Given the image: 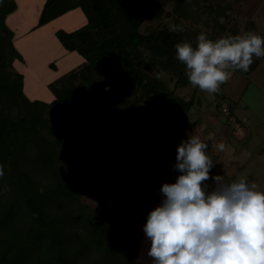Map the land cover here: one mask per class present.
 <instances>
[{
	"label": "trees",
	"instance_id": "trees-1",
	"mask_svg": "<svg viewBox=\"0 0 264 264\" xmlns=\"http://www.w3.org/2000/svg\"><path fill=\"white\" fill-rule=\"evenodd\" d=\"M171 1L167 11L160 0H43L37 26L75 8L86 19L71 31H55L82 62L47 84L52 99L46 101L28 97L23 75L12 70L21 56L5 19L16 2L0 0V264H143L141 234L118 228L112 216L84 200L100 177L83 180L77 153L99 122L117 126L143 99L153 118L166 117L170 125L174 112H189L195 97L175 93L191 86L175 45L195 46L198 25L213 40L249 32L264 38L254 21L264 0ZM147 17H165L184 31H169L170 23L142 30ZM261 58L253 56L248 71L235 72L249 75ZM187 139L171 145L169 129L160 137L135 136L116 158L112 173L132 185L129 215L146 222L161 185L175 181L176 147Z\"/></svg>",
	"mask_w": 264,
	"mask_h": 264
},
{
	"label": "rangeland",
	"instance_id": "rangeland-1",
	"mask_svg": "<svg viewBox=\"0 0 264 264\" xmlns=\"http://www.w3.org/2000/svg\"><path fill=\"white\" fill-rule=\"evenodd\" d=\"M31 1L33 0H16L18 8L11 15L12 32L14 33L13 43L21 56V60L13 62L12 70L14 72L20 70L24 72L23 74L26 77L24 90L28 97L48 101L46 99L50 95L48 87L41 85L40 80L34 82L33 75L29 74H36L37 72L38 76L40 72L49 71L46 64L50 61L55 64V73H62L71 68L72 65L65 62L66 53L69 51H66L57 40L55 31L57 29L71 31L83 25L86 19L83 13L82 16L78 11L74 13L72 11L37 26V10L35 4L30 5ZM226 1L236 2V0ZM34 2L36 3V0ZM160 3L167 11L171 10L173 5L171 0H160ZM13 20L15 21L13 22ZM237 21L239 32L242 33L244 19L238 17ZM254 21L257 30L264 37V5L254 17ZM161 23L169 24L170 21L165 17H147L142 23L141 29L148 30ZM32 26L33 28H31ZM197 27L200 33H206L209 30L202 25ZM74 55L81 58L76 53ZM261 59L259 67L247 76L235 71L232 72L228 81L220 86L219 93L209 94L201 91L198 87L193 88V86L176 88V95L185 99L194 96L196 99L189 113L182 119V125L176 123V119L179 118L174 111L173 123L169 127H167L168 118H153L148 109L147 99H143L134 109L128 111L121 122L119 121V124L113 128L104 127L99 122L94 128L92 137L77 153L80 176L83 180L88 181L94 177H100V180L103 179L101 186L89 191L83 197L84 200L93 205H100L103 201H107L106 199L110 198L107 197V193L109 194V191L114 190L121 183L123 184L111 171L116 158L120 156L123 150L134 143L135 136L160 137L167 128L174 135L171 136V139L169 138L171 145H176L178 135L198 136L208 144L207 155L209 156L211 152L217 155V165L213 175L216 174V169L220 173L225 172L226 174H222L224 181L235 177V174H237L238 179L244 178L250 184L255 183L258 186L257 190L264 191V152L259 154L257 151L259 147H264V57ZM26 62L32 67L31 73L23 65L27 64ZM51 69L52 72L55 71L54 68ZM228 105L232 114L237 118L234 122L227 119L221 111L223 107L227 108ZM211 112L217 116L218 123L212 121ZM100 119H104V114H101ZM203 124H205L203 131H200L199 128ZM225 127L227 128L226 132L230 130V136L224 135L223 131L221 132V129ZM220 143L225 145L223 151L216 147ZM248 149L250 152L245 153L244 150L247 151ZM228 156L236 157L229 160ZM175 174L177 176L179 173L176 171ZM205 183H208L207 190L209 192L215 187L212 180ZM161 200L162 196L158 197V203L155 207L161 203ZM95 207L102 210L101 206ZM114 207H118V204ZM105 211L107 213L108 210ZM114 213L109 215L113 217L118 228L127 227L141 234L138 260L143 264H151V258L147 255L150 241L143 231L146 222L132 217L126 211H121L118 215Z\"/></svg>",
	"mask_w": 264,
	"mask_h": 264
},
{
	"label": "clouds",
	"instance_id": "clouds-1",
	"mask_svg": "<svg viewBox=\"0 0 264 264\" xmlns=\"http://www.w3.org/2000/svg\"><path fill=\"white\" fill-rule=\"evenodd\" d=\"M169 31L184 29L170 23ZM175 50L190 85L215 94L232 72L248 71L253 56L264 57V38L249 32L213 40L201 32L195 46L184 41ZM216 147L225 149L223 143ZM207 150L198 136L176 147L179 174L161 185V203L143 226L151 264H264V191L244 178L225 183L221 175L210 176L213 162ZM209 179L215 184L210 192Z\"/></svg>",
	"mask_w": 264,
	"mask_h": 264
},
{
	"label": "crops",
	"instance_id": "crops-1",
	"mask_svg": "<svg viewBox=\"0 0 264 264\" xmlns=\"http://www.w3.org/2000/svg\"><path fill=\"white\" fill-rule=\"evenodd\" d=\"M15 2H16V0H15ZM32 4H35L34 6H35V8H36V10H37V15H38V17H39V14H40V11H41V8H42V4H43V0H36V3L34 2V0L33 1H31V3H30V5H32ZM16 8L15 9H17L18 8V4H17V2H16ZM15 11V10H14ZM14 11L13 12H11V13H9L7 16H6V19H5V23H6V25L12 30V20H11V15H13V13H14ZM73 11V13L75 12V11H78V13H81L80 15H82V12L80 11V9L79 8H75V9H73V10H71V11H69V13L70 12H72ZM83 16V15H82ZM38 17H37V20H38ZM16 19H17V17H16ZM15 19V20H16ZM15 20H13V22L15 21ZM36 23H37V21H36ZM15 26H17L16 24H14ZM31 28H33V26L31 27ZM258 29V28H257ZM259 31V30H258ZM260 32V31H259ZM261 33V32H260ZM262 34V33H261ZM263 35V34H262ZM13 37H14V33H13ZM14 44V43H13ZM69 52H67L66 53V55H67V57H66V61L65 62H68V65L69 64H71L72 65V67L71 68H68V69H66L65 71H63L62 73H55L56 72V68H55V64L52 62V61H50L48 64H46L48 67H49V71H50V73H49V71H46L45 73H39V75L37 76V72H36V74H29V75H33V79H34V82H36V81H39L40 80V83H41V85H43V86H46L47 87V84L49 83V82H51V81H53L54 79H56L57 77H59L61 74H63V73H65V72H67V71H69L70 69H72V68H76L81 62H82V58H78V56H76V55H74V53H69ZM19 61V60H18ZM25 61V60H24ZM262 61V60H261ZM25 63V62H24ZM27 63V62H26ZM261 63V62H260ZM52 64V65H51ZM23 65H25V69L26 70H28L29 72H30V70L32 69V67L29 65V63H27V64H23ZM260 65V64H259ZM259 65H258V67H259ZM257 67V68H258ZM51 68H54L55 69V71H51L52 69ZM256 68V69H257ZM51 69V70H50ZM255 69V70H256ZM254 70V71H255ZM17 72H19V73H21L22 75H23V79H24V81H25V79H26V77H25V75L23 74L24 72H22L21 70L20 71H17ZM31 73V72H30ZM252 73V72H251ZM41 79H42V81H41ZM23 81V82H24ZM46 99H48V100H50V99H52V97H51V94L46 98ZM177 115H178V118L179 119H176V123L177 124H183V120L182 119H184L185 117H186V115L189 113H187V114H180V113H178V112H175ZM210 115H212V121H214V122H216V123H218L217 122V116H215V114H212V112H211V114ZM182 121H181V120ZM170 126V124H168L167 123V127H169ZM205 126V124H203V125H201V127L199 128V130L200 131H203V127ZM216 127H217V125H216ZM167 129H169V128H167ZM166 129V130H167ZM226 127L224 128V129H221V132L223 131V133H224V135H226V136H230V134H229V131L230 130H227V132H226ZM165 130V131H166ZM171 136H174L173 134H171V132H170V130H169V138L171 139ZM183 137H185V136H180V135H178L177 136V139L179 140V138H183ZM188 138H189V136H188ZM177 143V142H176ZM174 146V145H173ZM263 147H259L258 149H257V151H258V153L259 154H261V153H263L264 152V149H262ZM242 152V151H241ZM244 152L246 153V152H250L249 151V149L246 151V150H244ZM216 154L215 153H213V152H211L210 153V155H209V157H210V159L212 160V162H213V166L211 167V170H210V175H212L213 176V173H214V170H215V168H216V160H217V155L215 156ZM230 159L229 160H231L232 158H235L236 156H228ZM217 171V172H216ZM216 174L215 175H219V171L216 169ZM222 174H226L225 172H221L220 173V175L222 176ZM228 175V174H227ZM228 176H230V175H228ZM118 180H120L119 178H118ZM236 180H239L238 179V177H237V174H235V177H233V178H228V179H225L224 180V182L225 183H231V182H233V181H236ZM121 182H123V184L121 183V185H118L117 187H115V189L114 190H112V191H109V194L107 193V197H110V198H107L106 200L107 201H103L102 202V204H100V205H95V206H101L100 208L102 209V210H104V212H106L105 210H108V211H110L111 213H113V212H115L114 214H117L118 215V213H120L121 211L123 212V211H125V207H126V205H127V203H128V201H129V199H130V196H131V192H132V185L130 184V183H127V182H124V181H122V180H120ZM208 181H211V179L210 180H208ZM103 183V179L102 180H100V183H99V185L98 186H101V184ZM124 183H126V184H124ZM206 184H208V183H206ZM214 184V183H213ZM212 184V185H213ZM123 185V186H122ZM215 185V184H214ZM157 203H158V201H157ZM116 204H118V207H114ZM114 205V206H113ZM107 211V213H109ZM111 213H109V214H111Z\"/></svg>",
	"mask_w": 264,
	"mask_h": 264
},
{
	"label": "built area",
	"instance_id": "built-area-1",
	"mask_svg": "<svg viewBox=\"0 0 264 264\" xmlns=\"http://www.w3.org/2000/svg\"><path fill=\"white\" fill-rule=\"evenodd\" d=\"M222 112H223L224 114L228 115V118H229L230 121H233V122L236 121L235 117H234L233 115H230V114L228 113V110H227L225 107L222 108Z\"/></svg>",
	"mask_w": 264,
	"mask_h": 264
}]
</instances>
